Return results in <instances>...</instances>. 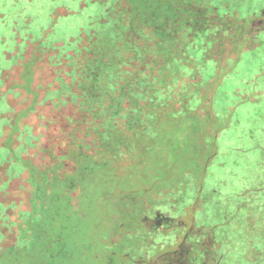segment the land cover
Masks as SVG:
<instances>
[{
    "label": "rangeland",
    "instance_id": "rangeland-1",
    "mask_svg": "<svg viewBox=\"0 0 264 264\" xmlns=\"http://www.w3.org/2000/svg\"><path fill=\"white\" fill-rule=\"evenodd\" d=\"M130 1L0 0V233L12 229L0 239V264H161L181 256L187 233L217 224L213 256L244 235L247 244L230 248L235 263L225 264H264V30L242 40L232 32L229 49L243 50L215 93L211 121L207 99L151 101L149 92H130L125 77L110 122V93L94 94L88 70L107 47L103 32H129L143 7L156 11ZM186 1L245 24L264 14V0ZM143 64L128 63L133 72ZM200 69L203 85L211 82L215 63ZM95 98L107 118L89 107ZM126 125L138 137L124 148L114 139H124ZM242 217L247 228L235 236Z\"/></svg>",
    "mask_w": 264,
    "mask_h": 264
},
{
    "label": "trees",
    "instance_id": "trees-1",
    "mask_svg": "<svg viewBox=\"0 0 264 264\" xmlns=\"http://www.w3.org/2000/svg\"><path fill=\"white\" fill-rule=\"evenodd\" d=\"M130 2L133 6L148 5L151 9H156V11L151 13L147 7H143V10L147 12L144 16L141 18L135 17L132 21L129 20V22H125L129 32L119 34L116 37H106V35H112L103 32L101 34L103 37L99 38L105 43L104 46L107 47L94 51L95 65L88 70V76L95 79L96 82L94 94L102 95L110 93L109 103L111 114L109 115V121L113 122L112 120L117 117L115 113L117 114L119 112V109L115 105V98L119 97L116 94L118 92L117 84L119 83V85H121L122 78L124 80L125 77L124 83L127 85L126 88L129 87L131 89L130 92L136 94L134 89L149 92L153 95V98H150L151 101L155 98L164 100L171 95L177 96L178 98L188 97V100L181 98L178 100V103H175L176 107H184L186 101H193L194 98L201 97L207 99L209 108L205 112L209 115H206V120L209 122L214 119L215 116L211 107H213L214 104L215 93L220 84H224V80L232 73L240 52L243 50V48H238L236 52H233L229 49L233 40L236 41V38L233 39V34L236 32L233 31H237V36L240 40L243 38H254L257 31L264 30V21L259 20V18H264V14L260 15L261 17L254 16L249 23L245 24L243 21L236 20L234 17L232 18V16H219L210 8L196 6L191 3L188 4L186 0H131ZM150 25L151 27H149V30L143 29L144 26ZM197 39H199V41H195ZM150 46H154V48L151 49ZM229 59H231V63L228 62ZM137 60H142L144 64L139 66L136 72H133L132 67L129 66L128 63ZM204 60H212L216 65V72L212 81L205 85L203 84L207 81H204V72L200 69V64ZM144 61L148 62V65H146ZM150 61H152V63H150ZM146 66H152V69L150 68L148 73V69H145ZM144 79L146 81H144ZM114 85H116L115 88ZM109 90L112 91L109 92ZM115 91L117 92L115 93ZM143 95H145V93ZM143 95L139 94V96ZM96 101V98L92 99L89 103V107L94 108V113H100L98 119L107 118L101 114L103 106L96 105ZM182 102L184 104H182ZM196 102L197 101L194 100V103ZM161 111L163 112L164 109H161ZM148 125H150L148 131L152 130L153 127L151 123H147L146 125L143 124V128L146 129ZM221 129L222 126L220 125L213 130L215 138H217L218 132H220ZM121 132L123 133L121 135L124 139H114V141L123 143L124 148L130 144L127 142L130 136L138 137V132L132 127H127V125L124 126V130ZM126 143L127 146L125 145ZM66 185L68 184L63 183L60 191L64 199H67L65 197L69 194L67 192L69 186ZM77 196L76 194L75 198L70 199L69 202L74 204ZM49 199L50 196L42 195L41 204L47 205V202L49 204ZM26 200L27 198L25 202ZM241 206L242 205L238 206L237 209L239 210ZM236 212L229 218H225V223L236 218ZM247 212L248 211L244 210L243 213L248 216ZM31 213L32 210L29 215H32ZM38 213L36 210L33 212L35 215ZM240 218L241 217H238L237 220L239 221ZM178 220L179 219L171 220L172 224L169 223V226H177ZM209 220H211V218ZM242 220L238 228L235 229V236H240L244 232L242 229L247 228L248 223L245 221V217H242ZM194 221L196 222L195 216ZM219 225L220 224H217L211 228L215 229ZM209 226L211 225H208V227L201 232V234L205 233V235L202 236L206 237L205 240H202V236L199 233V231H202V228H196L191 224V231L199 233L197 234L199 237L195 234L188 236L187 233L180 244V248L183 247L181 256L166 258L161 264H210V261H212V264H225L226 259L235 263L237 258L232 259L233 256L229 255L232 251L230 248L235 245L241 247L243 245L242 243L247 244L248 242L243 240L244 235H242V240H239L240 242L235 241L233 245L231 243V238H226L228 245L232 246L225 249L224 255L217 254L213 256L212 251L214 250L215 240L211 234L212 229L209 228ZM7 229H10L9 234L4 235L0 233V239L11 237L10 232L12 229L11 227ZM23 229L24 227L22 230ZM187 237L188 239H186ZM234 239L236 240V238ZM225 255H227V257ZM255 259L259 260L258 257Z\"/></svg>",
    "mask_w": 264,
    "mask_h": 264
}]
</instances>
